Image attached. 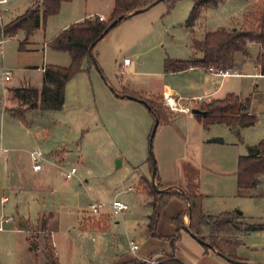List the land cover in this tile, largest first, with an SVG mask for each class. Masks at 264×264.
<instances>
[{"label": "rangeland", "instance_id": "obj_1", "mask_svg": "<svg viewBox=\"0 0 264 264\" xmlns=\"http://www.w3.org/2000/svg\"><path fill=\"white\" fill-rule=\"evenodd\" d=\"M41 1L31 0L30 7ZM27 3L28 0H11L4 6L8 12L0 19V35L5 34L4 26L13 17L23 13ZM172 3L170 11L171 2L165 0L149 12L153 25L148 34L134 32L130 22H121L111 29L95 47L98 67L91 65L89 72L76 76L62 110H30L32 113L26 110L31 133L29 138L23 139V150L17 153L24 176L23 191L18 192L16 200L11 197L7 203V208L15 203L19 208L12 222L16 226L23 223L25 230L20 236L23 251L17 249L18 256H15L11 248L15 239L8 232H0V264H45V259H49V234H52L59 264H118L132 259L147 264L143 258L148 257L157 263L164 261L165 255L160 254L173 250L172 234L167 232L173 229L174 223L166 214L171 211L172 206L166 207L172 198L161 211L154 236L150 217L155 210L153 198L148 193L154 192L153 160L159 182L177 184L172 185L174 191L182 188L189 194L204 195L202 208L205 213L217 215L239 210L245 213L243 220L246 222H264V183L251 190L255 196L259 194L257 197L240 196L236 176L239 157L247 154L248 146L264 139L262 95L254 99L256 106L252 115L257 123L242 128L239 135L222 124L205 129L196 115L176 114L181 106L175 99V105L170 106L165 97L156 96L162 94L167 84L179 92L180 101L190 109L200 108L206 101H198L204 92L201 84L205 70L199 68L167 75L165 59L201 58L202 55L194 53L192 43L194 38L202 39L206 32L220 28H255L256 18L264 10V0H219L202 7L192 30L185 23L194 0ZM105 5L103 2L100 8L105 10ZM48 33L37 31L30 39L32 44L27 43L23 31L6 37L3 52L0 50L1 98L6 94L11 96L9 89L18 81L19 68L24 63L41 66L46 55H59L45 47ZM21 45L29 51L21 49ZM136 54L141 55V60ZM126 57L133 62L130 67L123 68L121 63ZM138 62H142L140 67ZM254 66L252 58L237 53L234 71L224 78L223 89L217 97L224 98L229 88L244 91L247 80L233 73H245ZM84 67H88L87 62ZM3 69L12 71L11 80L5 83ZM126 92L134 94L135 99L118 96ZM251 96L250 93L243 95L244 98ZM139 97L151 99L158 111L159 126L152 146L150 136L155 118ZM12 104L15 109L20 106L13 99L9 105ZM165 109H170L174 115L166 113ZM26 131L23 126V133ZM35 150L44 154L43 169L39 172L35 171L30 157V152ZM74 166L77 173L67 180L65 171ZM262 179L264 181V176ZM114 200L127 203L129 209L116 214L112 209ZM93 204L103 205L99 214L92 212L90 206ZM101 217V227L94 225ZM43 219L49 221L47 231L40 230ZM88 220L93 224H84ZM31 236L38 241V251L30 247L28 239ZM223 237L231 239L227 233ZM242 239L244 243L238 248L235 244L226 246L225 242L222 246L242 256L245 262H241L264 264V230L251 232ZM180 240L181 237L176 243V257L187 252L186 246L179 245ZM131 242L139 245L136 253L131 250Z\"/></svg>", "mask_w": 264, "mask_h": 264}, {"label": "trees", "instance_id": "obj_2", "mask_svg": "<svg viewBox=\"0 0 264 264\" xmlns=\"http://www.w3.org/2000/svg\"><path fill=\"white\" fill-rule=\"evenodd\" d=\"M72 0H42L40 4L29 7L25 13L16 17L4 26V32L7 36L14 37L23 31L28 40L38 29L45 25L47 19L59 14L62 4ZM156 0H116L115 6L106 20H101L99 16L86 18L85 20L70 25L62 30L55 38L47 43L53 50L66 52L71 57L69 66L47 65L44 72L42 89L33 87H21L12 90L14 100L17 101L19 108L10 107L8 112L21 122L26 123V110L58 111L65 105L66 86L68 82L78 73L89 72L91 65H98L94 54L97 43L102 39L110 24L120 17L119 25L126 19L135 15V11L145 10ZM168 6V11L173 7V1ZM219 0H194V7L186 20L185 26L193 29L197 20L200 18L201 8L210 4H215ZM249 12L245 16L248 19ZM116 25V26H117ZM115 26V27H116ZM1 29V25H0ZM1 31V30H0ZM107 34L104 35V37ZM249 43H257L261 46V51L257 56V64L260 71L264 74V10L256 18V27L251 29H226L220 28L213 32H206L202 39H193L192 49L195 54L202 55L201 58L191 60H178L166 58L164 61V70L167 74L188 71L192 68H202L208 70L213 67L217 70H229L235 67V55L237 53H246ZM24 49V45H21ZM88 67H84V63ZM119 96V95H118ZM136 97L132 93H125L122 97ZM147 107L153 117L159 119L157 108L151 99H144ZM251 98H242L236 93H229L224 98L204 101L198 108L202 112L195 114L205 129L211 125H226L236 134H240L242 128L253 126L257 123L254 115L249 113ZM24 108V109H23ZM153 170V165H152ZM264 175V139L258 144L248 146L246 155H241L238 159V190L239 195L243 196L249 190L255 189L260 183V177ZM153 191H148L153 198L154 214L151 218V233L156 236V227L160 218L162 209L171 198L178 197L183 200L187 207L185 211L179 213L173 218L176 227L175 234L171 237L173 250L165 255L166 259L159 264H185L178 259L174 252L176 243L181 237V232L189 228L195 235L201 237L211 247L204 246L206 251L216 250L222 252L235 260H239L223 249V243H232L231 239H224L223 234H229L228 230L251 232L264 230V222H246L242 214L235 212L221 213L219 215H206L202 209L203 195L189 194L180 188V191L168 188L165 193H159L158 189H163L162 183L158 181V172L156 174V185H153ZM185 215L189 217V224L184 221ZM210 219L212 221H210ZM48 219H43L41 231L48 230ZM23 228V225H21ZM211 230L209 231L208 229ZM205 230V231H204ZM208 230V232H207ZM33 251L39 250L38 241L33 236L28 239ZM47 241L49 250V259L47 264H59L52 234L48 235ZM50 244H53L50 247ZM122 264H144L142 261L132 259Z\"/></svg>", "mask_w": 264, "mask_h": 264}, {"label": "crops", "instance_id": "obj_3", "mask_svg": "<svg viewBox=\"0 0 264 264\" xmlns=\"http://www.w3.org/2000/svg\"><path fill=\"white\" fill-rule=\"evenodd\" d=\"M30 1L31 0H28L27 7L23 11V13H25V11L30 7V5H31ZM115 1L116 0H107V1L106 0H72L70 2H64L62 4V7H61L59 14L49 17L47 19L45 25L42 26L37 31L43 30L46 33L49 32L48 34L50 36H49V39L47 40V42H49L53 38H55L62 30L67 29L70 25H72L74 23L81 22V21L85 20L86 18L101 16V15L105 16L106 19L109 18L110 14L112 13V11L114 9ZM250 1H252V0H250ZM103 2H106L105 10H102L100 8L101 4ZM158 4H160V3H158ZM158 4H156L155 6H158ZM155 6L151 7L150 9H148L142 13L136 14V15L132 16L131 18L124 20L123 22H130L129 23V24H131L130 27L133 29L134 32H139V33L144 32V33L148 34L149 31L151 30V24H152V21L150 20V15H149L150 13L149 12H151L152 10H156V9H154V8H156ZM22 14H20V15H22ZM20 15H18V16H20ZM18 16L13 17V19H15ZM10 21H12V20H10ZM23 33L25 34V32H23ZM34 34L28 40H26L27 43L28 42H30L29 44L33 43L32 41H30V39H32L34 37ZM47 42L44 44L45 47L47 46L48 49H52L47 45ZM45 47H44V49H45ZM24 49L26 50L27 48L24 47ZM30 50H33V49H30ZM27 51H29V50L27 49ZM53 51L59 55H50L51 57L48 55V57H47V55L45 54L46 55L45 61L43 62V64L41 66H31V65H29V63L28 64L24 63L23 66L19 68V70L21 71V74H19V76H18V81L16 82L15 85L11 86L9 89V93L11 94V96H7V94L5 95V97L9 100L10 103H11L12 99L14 100V93L12 92V90L15 88L33 87V88H37L39 90L42 89L45 67L47 65H58V66L66 67V66H69L71 64V57L68 53L60 52V51H56V50H53ZM260 51H261V46L259 44L249 43L248 48H247V52L242 53V54H243V57L252 58L255 61L254 69L251 68L249 71H247L245 73H233V75H240V76H236L237 78L240 77L243 79L245 78V80H247L246 85H245L246 88L244 90L247 92H244L242 90H239L240 91L239 92L235 88H229L227 90V92L225 93L226 95L229 93H236V94L238 93V95H240L242 98H244L243 97L244 93H250L252 95L250 97L251 98V104H250V110H249V113L251 115L254 114V109H255L254 107L256 106V103H254V99L258 98L260 95H262L263 100H264V84L262 85V82L264 83V74L261 73L259 65L257 64V59H256L258 54L260 53ZM136 55H137L136 56L137 59L141 60V55H139V54H136ZM126 58H128V57H126ZM123 62H124V60L122 61L121 66L123 68H127V67H130L132 65L133 61L131 60L130 64L127 66H124ZM141 65H142V62H138L137 66L140 67ZM197 69H199V68H192L189 71H195ZM233 69H229L230 73H232V71H234ZM203 70H205V69H203ZM204 72H205L204 81L201 84V88L204 90V92L202 95H200L198 97V101L199 100L210 101L212 99H219V97H217V95L223 89V85L225 83L224 78H227L230 75H228L227 77H222V76H218L216 74H213V73L209 72L208 70H205ZM81 73L82 72H80L78 74H81ZM178 73H180V72H178ZM78 74H76L68 82V84L66 86L65 100L67 99L68 89L73 84L74 79L76 78V76H78ZM165 74H167V73H165ZM174 74L175 73L167 74V75H174ZM218 78H222V80L219 81ZM248 80H250V81H248ZM217 81L220 82V85H217L218 84ZM256 82H259V83L256 84ZM178 94H179V92L173 86L164 84L162 94H159L156 96H161V97H165V95L173 96L172 99H175L179 103V105L181 106L179 113H176V114L192 113L191 112L192 109H190V106L188 104L180 101L182 96H178ZM122 95H119V97L120 98H126V97H122ZM151 96H154V95H151ZM10 103H8L6 106H4L3 101H1V99H0V232H8L12 236V238L15 239V241L11 242V248H12V253L16 256L17 249H21V251H23V240L20 239V236L25 229L21 228V225H23V223H21L20 226H16L15 222H12L13 219H15L14 216L16 214H18L17 211L19 208L17 207L16 203L9 208H7V203L10 202L11 197H13L16 200L18 192L23 191V178H24V176H23V172L20 169V163L18 161V154L17 153L20 152L21 150H23V139H25V137L29 138L28 136H30L31 131H30V127H29V124H30L29 116L26 114V123H23L19 119L13 117L8 112V109L10 107H14L15 105L14 104L9 105ZM166 108H168V107H166ZM32 111L38 112V111H42V110H32ZM32 111H30V112L32 113ZM164 111L166 113L169 112L170 115H174L170 109H165ZM30 112H28V113L30 114ZM23 126H24V128H27V131L25 133H23ZM29 141H30V139H29ZM30 157H31V152H30ZM42 169H43V167H42ZM236 176H237V174H236ZM263 176L260 177V183L257 187L261 186L264 183V181L262 179ZM161 183L168 186L169 188L172 187V185H177V184H174L173 182H166L164 180H162ZM194 194L203 195L202 193H197V192H195ZM257 195H259V194H256V196H255L252 193V191L249 190L245 194V197L254 198V197H257ZM3 199H5V201H3ZM170 204H172V205H170ZM169 206H172L171 211L167 212L166 214L168 215V217H170V219H173L179 213L185 211L187 204L183 200H181L180 198L174 197L170 200V202L166 208H169ZM235 211H237V210H235ZM235 211H226V212H222V213L235 212ZM237 212L241 213L243 218H246V215L244 212L239 211V210ZM205 214L206 215H212V214H208V213H205ZM217 215H219V214H217ZM101 220H103L102 217H101V219H98V221H96V222L94 221V225L98 224V226L101 227L100 226ZM251 220H253V218H251ZM184 221L186 224L189 223L188 215H185ZM84 224H93V223H91L88 220V221H85ZM5 226H7V228H5ZM226 229H227L226 232H228L229 236L231 237L232 243L227 242V243H225V245L230 246V245L235 244V245H237V248L239 247V245H243V243H244L243 239H242L243 237L250 234L251 232H255V231H251V232L235 231L233 229L228 230L229 227H227ZM175 231H176V227H175V225H173V229L171 228V230H169V232H167V233L169 235L172 234V236H173L175 234ZM50 232L52 233V231H50ZM52 240H53V238H52ZM179 245L183 246V247L186 246V248H187V252L183 251V252H181L180 256L178 255L179 257H177L178 259L183 261L185 264H228L227 263L228 261L225 258L220 256L218 253L214 252L213 250L206 251L205 247L201 243H199L194 237H192L188 233L187 230L182 231L181 240H180ZM55 249H56V247H55ZM223 249L227 253L238 258L239 261H244L242 256H240L238 254H232L230 251L225 249V247H223ZM166 254H168V252L164 251V253H161L160 255L163 256ZM17 256H18V254H17ZM244 262L239 263V264H249L248 262H246V263H244ZM120 263H123V262H119L118 264H120ZM45 264H47V259H45ZM230 264H232V263H230Z\"/></svg>", "mask_w": 264, "mask_h": 264}, {"label": "built area", "instance_id": "obj_4", "mask_svg": "<svg viewBox=\"0 0 264 264\" xmlns=\"http://www.w3.org/2000/svg\"><path fill=\"white\" fill-rule=\"evenodd\" d=\"M11 0H0V19L2 18V16L4 14H6L8 12V10L6 8H4L5 5H7ZM99 18L101 20H106L105 16H99ZM2 31V30H1ZM6 37H8L7 35H5L4 33H2V35H0V50L3 52V46H4V43L6 41ZM131 62V59L130 58H126L124 59V62H123V65L124 66H127L129 65ZM209 72L213 73V74H216L218 76H222V77H227L228 75H231L232 73H230L229 70H217L213 67H210L208 69ZM11 74H12V71L11 70H7V69H4L3 71V81L6 82V81H9L11 79ZM165 98L168 102V104L170 106H174L173 104H171L170 102V99H169V95H165ZM0 99L3 101V104L4 106H6L8 103H9V100L4 97V98H1ZM31 158H32V161H33V164H34V169L36 171H40L42 169V163L41 161L44 159V155L42 153V151L40 150H35V151H32L31 152ZM77 173V168L76 166L72 167L71 169L69 170H66L65 171V177L67 180H70L72 179ZM3 201H5V199H3ZM92 212L94 214H99L100 213V210L103 208V205L101 204H93L90 206ZM112 209L114 210V212L116 214H119L121 212H124L126 210L129 209V205L121 200H114L113 204H112ZM8 221V220H7ZM131 250L133 253H136V251L139 249V245L136 244V243H133L131 242ZM143 261L147 264H159V261L157 263V261H155L154 259H151V257H148V258H143Z\"/></svg>", "mask_w": 264, "mask_h": 264}, {"label": "water", "instance_id": "obj_5", "mask_svg": "<svg viewBox=\"0 0 264 264\" xmlns=\"http://www.w3.org/2000/svg\"><path fill=\"white\" fill-rule=\"evenodd\" d=\"M162 1H165V0H156L151 6L147 7L145 10L135 11L134 13H135V15H136V14H139V13H142V12H144V11L150 9L151 7L155 6L156 4H158V3L162 2ZM122 18H123V17H120L119 19L114 20V21L110 24V26L106 29L105 33L101 36V38H103L105 34H107L111 29H113V28L118 24V21L121 20ZM96 66L98 67L97 64H96ZM128 98H130V99H135V97H133V96H129ZM140 101H141L142 103H144L145 105H147V102H146L145 100L140 99ZM191 112H192L193 114H198V113H201L202 111H201L200 109H198V108H194V109H192ZM158 126H159V120L156 119V120H155V123H154V125H153V128H152L151 136H150L151 146H152L153 139H154V137H155V135H156V132H157V128H158ZM151 149H152V148H151ZM151 155H152V157H153V159H154V155H153V151H152V150H151ZM153 161H154V162H153L152 182H153V185H156L157 166H156V162H155V160H153ZM167 190H168V188L158 189V192H159V193H165ZM187 231H188V233H189L192 237H194L199 243H201V244L204 245V246H207V247H211V248H212V246H211L209 243H207V242H206L205 240H203L201 237L195 235V234H194L189 228H187ZM213 251L216 252V253H218L220 256H222L223 258H225L228 262H230V263H232V264L243 263V262H241V261H239V260H235V259H233V258H231V257H229V256H226V255L223 254L222 252H217V251L214 250V249H213Z\"/></svg>", "mask_w": 264, "mask_h": 264}, {"label": "bare ground", "instance_id": "obj_6", "mask_svg": "<svg viewBox=\"0 0 264 264\" xmlns=\"http://www.w3.org/2000/svg\"><path fill=\"white\" fill-rule=\"evenodd\" d=\"M169 99H170L171 104L175 105V101H174V99H172L170 96H169ZM176 106H177V105H176ZM176 108H177V107H176Z\"/></svg>", "mask_w": 264, "mask_h": 264}]
</instances>
